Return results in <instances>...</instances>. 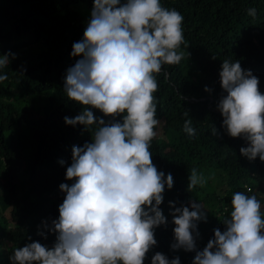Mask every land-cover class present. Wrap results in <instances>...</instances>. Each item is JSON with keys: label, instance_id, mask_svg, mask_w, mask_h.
I'll use <instances>...</instances> for the list:
<instances>
[{"label": "trees", "instance_id": "1", "mask_svg": "<svg viewBox=\"0 0 264 264\" xmlns=\"http://www.w3.org/2000/svg\"><path fill=\"white\" fill-rule=\"evenodd\" d=\"M160 2L184 17L185 43L179 50L185 59L162 65L156 75L157 136L149 150L157 170L170 173L174 183L165 187L159 205L167 223L154 229L157 244L143 264H151L157 252L192 264L195 251L171 248L175 225L169 202L190 210L191 202L202 205L206 219L197 221L196 250L207 245L215 229L224 230L237 191L255 195L264 218V162L240 154L247 141L228 135L217 109L225 95L219 72L226 59L250 70L264 94V0ZM92 6L93 0H0V55L15 54L0 69V75H8L0 82V264H11L9 256L25 244L38 241L51 248L55 243L49 229L66 195L59 185L74 183L65 179L72 147L91 142L95 128L65 124L64 117L74 118L83 106L63 91L66 70L80 58L70 55L72 45L82 39ZM249 8L257 10L255 18L248 16ZM92 111L106 124L115 122ZM187 119L195 136L183 131ZM193 168L207 182L188 191Z\"/></svg>", "mask_w": 264, "mask_h": 264}, {"label": "clouds", "instance_id": "2", "mask_svg": "<svg viewBox=\"0 0 264 264\" xmlns=\"http://www.w3.org/2000/svg\"><path fill=\"white\" fill-rule=\"evenodd\" d=\"M247 14L255 18L257 10L249 8ZM183 19L160 0H93L83 37L72 45L70 55L80 58L66 70L63 86L67 98L83 106L79 115L64 117V122L88 131L95 125L91 142L72 147L65 179L74 183L59 185L66 195L49 229L56 234L54 245L25 244L9 256L11 264H143L157 244L154 229L167 223L159 205L165 187L171 189L174 183L170 173L157 170L149 150L158 124L153 93L162 65L185 59L179 50L185 43ZM10 59L14 53L0 55V69ZM219 77L225 93L217 104L222 126L231 137L247 141L248 146L240 148L242 156L264 162L259 79L239 61L227 59ZM7 79V74L0 75V82ZM92 109L115 122L106 124ZM183 131L196 135L191 119L185 120ZM188 179V191L207 182L195 168ZM169 205L175 225L171 248L195 251L192 264H264V218L255 195L234 193L224 230L215 229L202 250H196L195 242L197 221L206 219L202 205L191 202V210ZM151 264L180 260L157 252Z\"/></svg>", "mask_w": 264, "mask_h": 264}]
</instances>
